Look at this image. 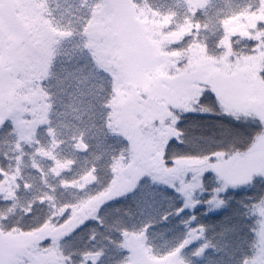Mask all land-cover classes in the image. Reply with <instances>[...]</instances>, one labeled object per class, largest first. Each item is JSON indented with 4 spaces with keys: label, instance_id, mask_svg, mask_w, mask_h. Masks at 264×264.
<instances>
[{
    "label": "trees",
    "instance_id": "trees-1",
    "mask_svg": "<svg viewBox=\"0 0 264 264\" xmlns=\"http://www.w3.org/2000/svg\"><path fill=\"white\" fill-rule=\"evenodd\" d=\"M101 1L57 0L48 5L40 0L45 21L65 43L49 58L39 81L24 80L21 88L14 90V95L36 92L41 96L44 122L25 137L12 119L0 121V170L16 183L11 199L0 195L3 235L37 230L59 207L104 192L117 160L122 156L123 162L127 161L128 141L108 126L114 95L108 72L111 65L99 63L85 39L86 26ZM261 1L130 0L134 12L159 26L163 34L182 30L178 41L167 44L164 53L183 52L196 43L205 56L214 59L224 52L223 22L253 14ZM5 30L6 38L15 37L11 29ZM230 41L234 58H229L228 64L264 52V35L258 41L235 35ZM260 75L264 79V69ZM14 77L10 76L17 82ZM39 106L43 108L41 103ZM23 112L27 120L40 117L37 108L31 114ZM173 117L176 134L165 142L162 152L166 168L185 158L224 162L264 133V122L257 115L224 107L208 89L192 99L191 110L175 109ZM85 177L92 180L82 188L71 185ZM216 185L215 173L205 171L192 210L180 211L182 199L173 189L142 177L131 192L104 202L94 219L71 228L58 240L63 264H129L130 255L123 245L126 234L143 235L151 255L164 257L176 251L194 226L203 229V239L181 249L185 264H243L256 251L258 217L254 206L264 200V178L254 173L236 187L227 188L222 207L208 214L205 203ZM202 243L205 249L198 254Z\"/></svg>",
    "mask_w": 264,
    "mask_h": 264
},
{
    "label": "rangeland",
    "instance_id": "rangeland-1",
    "mask_svg": "<svg viewBox=\"0 0 264 264\" xmlns=\"http://www.w3.org/2000/svg\"><path fill=\"white\" fill-rule=\"evenodd\" d=\"M51 1L43 3L50 5ZM141 17L134 12L130 0H102L85 29L87 46L96 60L111 65L108 72L113 79L114 95L109 104L108 126L128 141L127 161L123 162L122 156L117 160L104 192L72 206L59 207L41 228L0 233V264H63L58 240L71 228L94 219L104 202L131 192L142 177L173 189L182 199L180 211H190L202 188L203 173L211 170L217 185L205 203L208 214L222 207V194L227 188L236 187L254 173L264 178V133L249 148L224 162L185 158L166 168L162 159L165 142L176 134L173 111L191 110L192 99L205 89L224 107L255 114L264 122V79L260 75L264 52L241 56L228 64L234 56L232 36L258 41L264 35V0L253 14L223 22L224 52L219 59L205 56L196 43L183 52L164 53L167 44L178 41L182 30L173 35L163 34L159 26ZM5 29H11L15 37L6 38ZM64 43L45 21L40 0H0V121L12 119L25 137L44 122V102L36 92L26 96L20 91L21 94L14 95V90H19L24 80L39 81L46 73L49 58ZM12 75L17 82L10 78ZM36 108L40 117L27 120L23 111L31 114ZM0 175V195L11 199V188L16 183L1 170ZM91 180L85 177L71 185L82 188ZM254 212L258 217L256 251L243 264H264V200L254 206ZM202 239L203 229L190 227L176 251L164 257L151 255L143 235L126 234L123 245L130 255L129 264H185L181 249ZM204 249L202 243L198 254Z\"/></svg>",
    "mask_w": 264,
    "mask_h": 264
}]
</instances>
